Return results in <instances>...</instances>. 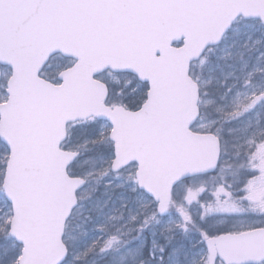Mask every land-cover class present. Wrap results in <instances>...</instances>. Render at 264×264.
<instances>
[{
  "label": "snow or ice",
  "instance_id": "obj_1",
  "mask_svg": "<svg viewBox=\"0 0 264 264\" xmlns=\"http://www.w3.org/2000/svg\"><path fill=\"white\" fill-rule=\"evenodd\" d=\"M0 264H264V0H0Z\"/></svg>",
  "mask_w": 264,
  "mask_h": 264
}]
</instances>
